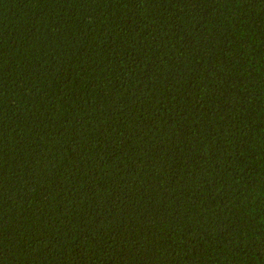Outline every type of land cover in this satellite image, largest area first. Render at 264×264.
<instances>
[{"label": "trees", "instance_id": "trees-1", "mask_svg": "<svg viewBox=\"0 0 264 264\" xmlns=\"http://www.w3.org/2000/svg\"><path fill=\"white\" fill-rule=\"evenodd\" d=\"M0 264H264V0H0Z\"/></svg>", "mask_w": 264, "mask_h": 264}]
</instances>
